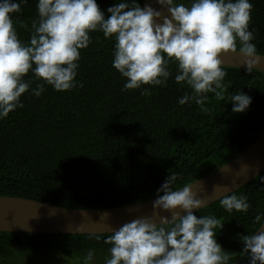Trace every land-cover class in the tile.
I'll use <instances>...</instances> for the list:
<instances>
[{"label":"trees","instance_id":"16d2710c","mask_svg":"<svg viewBox=\"0 0 264 264\" xmlns=\"http://www.w3.org/2000/svg\"><path fill=\"white\" fill-rule=\"evenodd\" d=\"M117 2L97 0L106 16ZM250 2L252 42L264 54V0ZM37 3L28 0L21 13L13 14L25 44L38 19ZM137 3L143 7V0ZM90 36L76 77L83 87L60 92L45 85L37 97L32 89L43 81L30 72L23 107L0 119V195L73 209L136 203L155 198L171 174H177L173 187L179 189L211 173L263 133V70L248 74L243 67L224 66V99L209 93L202 111L194 101L178 103L192 89L175 82V64H170L167 86H142L150 95H141L142 89L125 90L126 78L112 66L114 39L100 31ZM241 91L252 104L244 113H233L231 96ZM232 194L247 196V214L228 213L220 200L194 214L219 219L224 226L216 230L217 241L225 251L237 253L230 264H248L239 254L241 236L259 227L253 220L264 213V173ZM109 235L0 231V264H82L89 250L95 251L94 264H104L110 258L111 245L105 243Z\"/></svg>","mask_w":264,"mask_h":264},{"label":"clouds","instance_id":"9594fccd","mask_svg":"<svg viewBox=\"0 0 264 264\" xmlns=\"http://www.w3.org/2000/svg\"><path fill=\"white\" fill-rule=\"evenodd\" d=\"M163 10L141 7L137 0H119L101 10L97 0H38V19L32 22L27 44L14 26L13 14L22 12L28 0H0V119L22 108L21 97L37 80L32 94L39 97L50 85L56 91H71L83 84L76 80L81 50L92 43L90 33L100 31L114 39L112 66L126 78L125 90L143 85L167 86L177 66L174 80L187 85L189 101L206 110L208 94L224 99L227 72L222 54L238 53L248 74L260 67L264 57L257 53L254 29L250 30L253 5L250 0H191L190 6L177 0H156ZM162 20V23L158 21ZM239 44V47H238ZM142 89L141 95H150ZM233 113H244L252 98L240 92L231 96ZM177 174H171L152 202L153 216L137 218L112 231L105 240L111 245L104 264H230L237 253L224 250L217 241V228L224 224L214 216H199L194 210L207 205L192 185L174 189ZM220 205L228 213L247 214V196L223 195ZM161 212L169 213L160 215ZM157 218L159 222H157ZM256 231L241 236L248 264H264V213L255 215ZM95 251L89 250L82 264H94Z\"/></svg>","mask_w":264,"mask_h":264},{"label":"water","instance_id":"95a60500","mask_svg":"<svg viewBox=\"0 0 264 264\" xmlns=\"http://www.w3.org/2000/svg\"><path fill=\"white\" fill-rule=\"evenodd\" d=\"M145 5L163 10L156 0H143V7ZM163 11L170 18V13ZM258 55L264 57V54L258 53ZM221 59L223 66L230 67H242L244 60L242 55L231 52L222 54ZM260 67H264V61ZM256 69L264 71V68ZM262 173H264V131L236 157L187 185H192L198 198L205 199L206 206H209L219 201L223 195H230L250 183ZM155 199L156 197L108 208L73 209L21 196L0 195V231L111 234L112 231L118 230L132 220L153 216L152 202ZM199 210H194V213ZM160 215H168L170 218L169 213L161 212ZM157 222H159L158 218Z\"/></svg>","mask_w":264,"mask_h":264}]
</instances>
